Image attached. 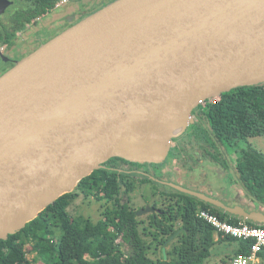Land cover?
I'll return each mask as SVG.
<instances>
[{"label":"water","instance_id":"obj_1","mask_svg":"<svg viewBox=\"0 0 264 264\" xmlns=\"http://www.w3.org/2000/svg\"><path fill=\"white\" fill-rule=\"evenodd\" d=\"M131 1L85 16L0 76V241L111 158L162 163L197 107L264 84V0H160L119 18ZM11 4L0 0V14ZM105 21L78 53L16 82L54 46ZM170 185L264 225L261 210Z\"/></svg>","mask_w":264,"mask_h":264},{"label":"trees","instance_id":"obj_2","mask_svg":"<svg viewBox=\"0 0 264 264\" xmlns=\"http://www.w3.org/2000/svg\"><path fill=\"white\" fill-rule=\"evenodd\" d=\"M11 1L10 24L5 32L0 30V47L13 45L17 32L25 29L37 16L50 11L58 0ZM0 60H3L1 53ZM193 115L194 122L185 132L187 139L179 144L180 137L174 138L173 141L178 143L171 148L167 159H178L179 165L186 167L187 159H194L193 151L200 150L202 160L206 158L216 166L228 169L230 161L219 145L235 149L236 158L232 164L239 181L249 196L264 205V151L250 141L264 136V84L225 92L197 107ZM117 159L82 179L73 191L59 197L22 230L2 239L0 264H33L26 250L29 244L43 264H204L217 242L216 231L198 217V212L208 210L234 224L243 221L210 203L179 192L170 212L180 219L182 230L167 245V259H164L161 250L164 243L147 242L142 238L135 211L130 212L127 206L123 210H109L97 222L74 216L69 208L78 196L89 197L97 189L102 194L99 198L111 199L119 190ZM246 223L258 225L249 220ZM157 226L167 234L177 230L163 221L157 222ZM121 233L131 247L128 253L118 241ZM220 236L238 244L235 254L248 252L250 242L221 233ZM157 250L160 256H151Z\"/></svg>","mask_w":264,"mask_h":264},{"label":"flooded vegetation","instance_id":"obj_3","mask_svg":"<svg viewBox=\"0 0 264 264\" xmlns=\"http://www.w3.org/2000/svg\"><path fill=\"white\" fill-rule=\"evenodd\" d=\"M90 2H93V0H87V2L82 0H58L55 6L50 11L37 16L29 24H27V27L25 29L18 31L13 45L9 46L8 44H4L2 47L5 46L7 49L14 50L15 46L18 44L19 36L27 35L26 32L28 30L29 32L33 30L36 34V36L34 37L35 45L33 49L35 50L36 48L41 46V41H44L43 43H45L56 36L54 33L57 30L58 32L56 34H59L60 32L77 23L80 19L93 13L95 11V8H87L85 5L86 3ZM74 4H76L77 7L69 12V8L71 6L73 7ZM19 6L23 7V5ZM11 11V6H9L3 14H0V30H3V32H5L6 29L9 28ZM48 19L51 20L48 21ZM33 27H36L37 29H33ZM3 60L4 62L9 63V67L7 68L9 69L15 64L17 59L9 58V61L6 57H3ZM174 146L175 145L172 144V147ZM197 151L199 150L193 151V158L195 156L194 153ZM114 158H118L116 162L120 165L117 168L120 174V177L118 179L119 190L113 195L111 199L99 198L100 196H102V194H99L97 192V189L92 195L96 198V201L100 203L103 216L105 217L106 213L109 210H123L124 207L127 206L130 212L135 211V218L136 222L138 223L140 236H142V238H144L147 242L165 243L169 239L173 241L182 230L180 219L176 214H172L170 212V209H172L173 207L172 203L174 202L175 198H178L176 196H179L176 195L177 193H179V191L172 187L170 184L176 183L182 185V181L176 178L175 170L177 169V167H179L180 169H185L190 162L191 164L192 162H194V164H192L191 171L200 173L204 168V160L198 157V163H196L195 161L197 160L190 158L187 159V166L181 167L179 165L178 159H173L169 162L171 171L165 172L163 167L167 164L163 166L150 163H136L124 158V160L119 159L121 157ZM114 158H111L110 160L105 162L103 166L107 167L106 163H109ZM227 159L229 160V158ZM193 180L194 179L190 181ZM233 185V192L232 190L229 191V193H233V195H230L226 191H222L219 195H217L219 197L218 199L228 206L241 205L249 211L259 210V206L261 204L259 203V201H256L246 193V189L239 181V177L235 179L234 184H232L231 186ZM235 190L237 191L235 192ZM133 192H139L140 197L144 201L143 205L135 207L131 204V198L129 197V194ZM126 196L127 199L123 201V198ZM78 197L83 196L80 195ZM148 207H150V210L148 212L141 213L140 215L138 214L139 211H144ZM144 217H146L147 219L144 220ZM153 220H156L157 222H166V224L168 225H173L177 230L173 234H167L159 229L156 221L153 224ZM119 237L124 240V233L119 234Z\"/></svg>","mask_w":264,"mask_h":264},{"label":"rangeland","instance_id":"obj_4","mask_svg":"<svg viewBox=\"0 0 264 264\" xmlns=\"http://www.w3.org/2000/svg\"><path fill=\"white\" fill-rule=\"evenodd\" d=\"M82 1L87 2V0H82ZM113 1L93 0V2L86 3L85 5L87 8H92V9L95 8V11H97L103 8L104 6L110 4ZM76 7H77L76 4H74V6L73 7L71 6L68 11L71 12ZM50 20L51 19H48V21ZM35 28L36 27H33V29ZM57 32L58 30L54 34L57 35L56 34ZM26 34L27 35L19 36L18 44L15 46L14 50L7 49L5 46L1 47L0 48L1 55H3V57H6L8 60L9 58H12V59H17L16 61H18L22 59L23 57L27 56L28 54H30L31 52H33L34 45H35L34 37L36 36V34L33 30L30 32L28 30ZM41 42L42 44H44L43 43L44 41H41ZM8 67H9L8 62L6 63L3 60H0V76L10 69V68L7 69ZM207 128H208V125H207ZM185 132L182 133L180 136H177V137H180L179 138L180 144H182L183 141L187 139V135L185 136ZM250 141L255 147L262 149L264 151V136L253 138ZM177 143L178 142L174 141L172 144L176 145ZM219 147L224 152L225 156L229 158L230 167L228 169L218 167L212 162H210L209 160H207L206 158L203 159L204 168L203 170H201L200 173L191 171L192 164H194V162H192V164L190 162L185 169L184 168L180 169L179 167H177V169L175 170L176 178L182 181L183 186L191 188V189H195L197 191H201L203 193L212 195L217 198H219L217 195H219L222 191H226L227 193H229V191L232 190L233 192L232 188L234 187V185L233 186L231 185L234 184L235 179H237L238 177V174L232 164V161H234V159L236 158V152L234 151L235 149H232L230 147L228 148L227 146L224 147L223 145H219ZM201 154L202 152L200 150L195 152L194 160H197L198 157L202 158ZM170 161H171L170 159H166L162 163H158V165L164 166L165 164H167L163 167V169L165 170V172L166 171L170 172L171 171L169 167ZM150 164H153V163H150ZM192 179H194L195 181L194 180L190 181ZM236 191L237 190H235V192ZM229 194L233 195V193H229ZM129 197L131 198V201H130L131 204L135 207H139L140 205H143L144 203L143 199L139 195V192H133L129 194ZM126 199H127V196L123 198V201H125ZM69 210L74 216H79V215L84 216L86 218L91 219L94 222H97L98 220L104 217L100 203H98L96 201V198L92 195L87 198H84V197L76 198L74 203L70 206ZM143 219L146 220L147 218L144 217ZM243 221L246 222V220H243ZM253 223L258 224L255 222ZM118 241L122 243L123 249L125 252L128 253L131 250V247L128 242H126L122 238H119ZM231 246L232 245L228 243L215 244V246L211 249V255L205 260L204 264H230L229 263L230 262L229 250H231ZM26 250H27L28 258L32 261L33 264H43V262L40 259H37V254L31 250L30 244L26 246ZM151 256L153 257L160 256V251L157 250L156 253H151ZM255 264H264V254H260L258 256V262H256Z\"/></svg>","mask_w":264,"mask_h":264},{"label":"bare ground","instance_id":"obj_5","mask_svg":"<svg viewBox=\"0 0 264 264\" xmlns=\"http://www.w3.org/2000/svg\"><path fill=\"white\" fill-rule=\"evenodd\" d=\"M160 1V0H137L131 1L128 7L123 9L121 13H119V18L129 14L131 11L144 9L149 5ZM107 21L92 27L88 31H84L83 33H79L73 35L63 42L59 43L58 45L54 46L51 50L46 52L41 58L37 59L33 64H31L28 68L22 71L20 76L16 79L17 83H23L25 81L31 80L34 77L42 74L43 72L52 69L59 63L67 60L72 55L78 53L82 47V45L87 41L90 40L93 36L99 35L104 27H107L108 24L104 25ZM15 85L11 84V87Z\"/></svg>","mask_w":264,"mask_h":264},{"label":"built area","instance_id":"obj_6","mask_svg":"<svg viewBox=\"0 0 264 264\" xmlns=\"http://www.w3.org/2000/svg\"><path fill=\"white\" fill-rule=\"evenodd\" d=\"M198 217L212 225L218 234L250 242L248 252L235 254L230 264H255L258 261V256L264 251V226L250 225L244 221L234 224L208 210L199 211Z\"/></svg>","mask_w":264,"mask_h":264},{"label":"crops","instance_id":"obj_7","mask_svg":"<svg viewBox=\"0 0 264 264\" xmlns=\"http://www.w3.org/2000/svg\"><path fill=\"white\" fill-rule=\"evenodd\" d=\"M262 150V149H261ZM259 210L263 211L264 212V205L261 204L259 206ZM215 239H216V244L217 243H228V244H231V250H229V257H230V260L232 259V257L235 255L236 253V250L238 248V244L236 242H233L231 241L229 238H223L220 236V234L218 233H215ZM258 262V261H257ZM230 263V262H229Z\"/></svg>","mask_w":264,"mask_h":264}]
</instances>
